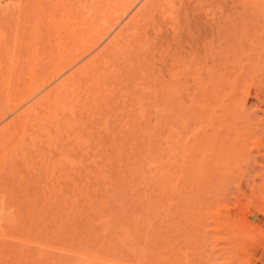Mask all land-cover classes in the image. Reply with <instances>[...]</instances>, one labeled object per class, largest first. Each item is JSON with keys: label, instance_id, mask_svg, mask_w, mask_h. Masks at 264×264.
Here are the masks:
<instances>
[{"label": "bare ground", "instance_id": "obj_1", "mask_svg": "<svg viewBox=\"0 0 264 264\" xmlns=\"http://www.w3.org/2000/svg\"><path fill=\"white\" fill-rule=\"evenodd\" d=\"M262 7L264 0H0V13L22 20L34 34L28 46L34 47L32 53L28 48L33 63L23 88L20 74H2L0 64V221L15 223L9 215L19 214L9 205L13 194L6 180L25 167L36 171V164L55 175L58 166L40 144L57 150L63 135L66 142L82 135L83 118L96 119L98 101L110 102L116 95V56L135 43L145 48L150 63L151 181L165 182L172 199L190 214L204 264L255 263L251 256L264 240L254 214L264 215V46H251L241 59L231 48L219 49V36L245 26L237 21L244 19V10ZM38 36L43 53L36 50ZM37 57L43 63L40 73ZM17 67L12 69L18 72ZM250 98L255 101L247 105ZM138 108L145 110L141 103ZM167 125V144H162ZM57 250L77 264H131L77 249ZM171 258L141 264H175Z\"/></svg>", "mask_w": 264, "mask_h": 264}, {"label": "rangeland", "instance_id": "obj_2", "mask_svg": "<svg viewBox=\"0 0 264 264\" xmlns=\"http://www.w3.org/2000/svg\"><path fill=\"white\" fill-rule=\"evenodd\" d=\"M247 10H244V19L237 20L243 21L245 26L223 31L219 36L222 38L219 49L227 48L228 51L231 48L230 51L241 59L246 58L251 46H264V7ZM21 21H14L0 13V64L2 74L6 71L9 75L12 73L13 77L14 73L20 74L18 76L22 78L19 81L26 83L28 69L33 63L30 51L34 48L32 45L30 50L31 46H28L33 44L31 40L34 34L33 29ZM38 38L36 50L41 48L37 51L43 53V39L41 36ZM25 40H30V43L26 45ZM41 53L38 57L43 56ZM38 57L34 58V65L39 69L36 73L43 70V63L39 64ZM8 58H11L10 61ZM115 63L116 95L110 102L98 101L94 108L99 115L96 119H92V116L83 118L86 128L82 135L72 136L67 142L66 135H63L59 145L57 143V150L55 147L48 148L47 142L40 144L58 166L55 171L56 166L52 164L55 175L50 176L53 171H49V168L46 169L49 173L45 174V169L39 170L36 164V171L31 170L35 167H25L6 180V189L13 194L9 205L19 214L9 215V219H17L15 223L6 219L0 221V232L6 235L0 236V264H77L73 256L57 250L62 247L100 254L114 260L121 258L131 264H141L158 257H172L170 261L174 260L175 264H184L186 258L192 261L190 264L204 262L198 257L200 237L193 233L190 214H184L183 204H176V200L172 199L165 182L150 179L147 158L148 145L151 144L147 123L150 111L148 113L146 105L150 83L148 53L144 47L132 43L123 54L116 56ZM15 66L18 72L14 71ZM36 67L33 69L37 70ZM22 83L19 82L20 88L25 86ZM254 101V98H250L247 105ZM138 103L145 107L143 113H139ZM166 128L168 125L163 128L165 132L160 134H166L162 138L164 141H160L162 144L168 136L169 128ZM85 140L87 142L83 144ZM245 190L250 199L249 195L253 196L250 188L246 187ZM262 196L260 199H264ZM248 199L243 200L247 203ZM39 212L42 216H38ZM254 214L264 228V215ZM249 219L257 222L255 217ZM196 250L198 253L195 255ZM252 256L251 263L264 264V240H259V247L254 249Z\"/></svg>", "mask_w": 264, "mask_h": 264}]
</instances>
